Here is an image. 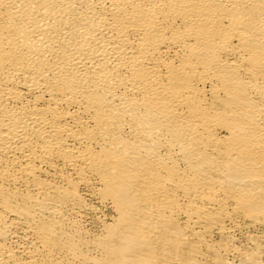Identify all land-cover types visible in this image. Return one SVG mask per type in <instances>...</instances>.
<instances>
[{
  "label": "bare ground",
  "instance_id": "bare-ground-1",
  "mask_svg": "<svg viewBox=\"0 0 264 264\" xmlns=\"http://www.w3.org/2000/svg\"><path fill=\"white\" fill-rule=\"evenodd\" d=\"M0 264H264V0H0Z\"/></svg>",
  "mask_w": 264,
  "mask_h": 264
}]
</instances>
